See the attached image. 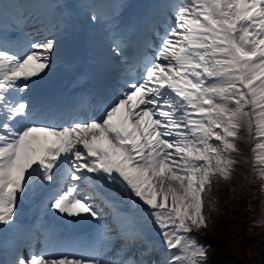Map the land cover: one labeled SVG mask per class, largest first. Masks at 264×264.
I'll return each mask as SVG.
<instances>
[{
	"label": "snow or ice",
	"instance_id": "obj_1",
	"mask_svg": "<svg viewBox=\"0 0 264 264\" xmlns=\"http://www.w3.org/2000/svg\"><path fill=\"white\" fill-rule=\"evenodd\" d=\"M10 7L0 3V14ZM169 11L152 55L125 70L98 115L38 107L31 96L55 67V38H26L21 50L0 33V226L14 229L19 201L37 186L62 220L98 222L93 201L107 202V186L159 235L158 245L127 219L115 259L105 258L114 231L105 226L93 255L46 243L28 255L16 247L7 264H208L192 234L212 226L213 187L250 162L264 192V0H175ZM112 51L123 55L119 44ZM245 134L250 160L240 155Z\"/></svg>",
	"mask_w": 264,
	"mask_h": 264
},
{
	"label": "trees",
	"instance_id": "obj_2",
	"mask_svg": "<svg viewBox=\"0 0 264 264\" xmlns=\"http://www.w3.org/2000/svg\"><path fill=\"white\" fill-rule=\"evenodd\" d=\"M209 203L212 205V226L201 230L218 239H214L217 243H208L212 254L208 264H243L245 261L264 264V224H255L258 216L264 214L260 181L256 179L248 185L244 198L234 199L230 197L227 182L221 181L213 187ZM230 205L237 208L236 213L226 211ZM250 225H254L253 230ZM217 246L222 251L219 256L214 254Z\"/></svg>",
	"mask_w": 264,
	"mask_h": 264
},
{
	"label": "rangeland",
	"instance_id": "obj_3",
	"mask_svg": "<svg viewBox=\"0 0 264 264\" xmlns=\"http://www.w3.org/2000/svg\"><path fill=\"white\" fill-rule=\"evenodd\" d=\"M42 1H49L50 3H52V2H55V1H59V0H42ZM70 1L71 0H62L61 2H58L53 7H51L50 10H52L54 12L55 11V7L56 8L57 7L58 8H62V10L59 12V16H60V18L62 20L66 21L68 19V14H67V10L63 8V5L69 4ZM79 1H81L83 3L82 7L84 9L85 8H91V6H92V8H94L95 13L98 15L97 10H95V2H96V0H79ZM111 5H112V3H111ZM85 11L87 12V10H85ZM87 13H89V12H87ZM3 25L5 26L6 22H4ZM1 30L5 31V32H9L6 28H3V27H2ZM60 35H64L62 31L60 32ZM66 38H67V36L61 37V40L66 39ZM26 42L27 41H25V43ZM25 43H24V45H25ZM24 45H22L21 48H24ZM246 139H247L246 136H244V139L240 142V147L243 146L241 149L244 150V151H241L243 153V155H242V153H240V154L243 157L249 158L247 156V152L250 151L251 145L250 144H247L246 146L244 145V141ZM244 148H246V149H244ZM244 153H245L246 156H244ZM251 175H253V174L251 172L250 162L248 164H241V165H237L236 166V169H235V171L233 173V176L230 179V186H229V188L231 190L230 197L232 199L240 197V196L244 197L246 195L245 192H246V190L248 188V184L250 183V181L252 179ZM112 195L113 196L114 195L115 196L120 195V199H118V202H122L124 200L123 204H125L127 208H131V203L129 202L128 197L126 198V195L122 194L119 190L114 191L113 194L111 193V196ZM25 197H28V195L24 196L21 200H24ZM20 201L18 203L17 212H16V217H17L16 224H19L20 226H22L23 224L26 223L28 225V222L24 220V215H25L26 212H28V210H27L28 208L27 207L30 206V203L27 202V203H25L26 206H24V205H21ZM137 208L138 207L135 205L134 209H137ZM226 211L230 212V213H236L237 208L234 205H230V206H228V209L226 207ZM144 217H145V219L147 221H149L147 216H144ZM56 219L57 220L59 219V221L56 222ZM52 220H54V222L56 224H63L65 222L58 215H54V214L51 217V221ZM106 224L108 225L107 221H106ZM255 224H260V225L264 224V216H262V214L258 216V218L256 219V223ZM81 226H82V222H81L80 227L77 228V230H79L81 228ZM253 226L254 225H250L251 230H253ZM1 229H2V226H0V231H1ZM149 230L151 231L152 234H154L156 232V229H155L154 226L150 227ZM60 231H63V233L64 234L66 233L68 235V237H69V233H68L67 227L64 226L63 229L59 230L58 237H57L58 239L61 237L60 236ZM192 235H194V233ZM109 237L112 240V243H110L109 245L111 246V248H114L116 246V244L119 242V238H117L116 236H109ZM157 237H159V235L156 234L155 238H157ZM213 237L215 239H218L217 237H215V235ZM69 239H70V237H69ZM158 241H159V239H158ZM62 242L66 243V241H62ZM214 251H215V253H214L215 255L216 254L218 255V254L222 253V251L220 249H218V246H217L216 250H214ZM114 252H115V249H113V251L111 252V256H109L110 258L108 257L109 259H115ZM108 255H109V249H107L105 251V256L107 257ZM121 255H123V252H121ZM217 262H218V260H217ZM243 264H248V263H247V261H245V262H243Z\"/></svg>",
	"mask_w": 264,
	"mask_h": 264
},
{
	"label": "bare ground",
	"instance_id": "obj_4",
	"mask_svg": "<svg viewBox=\"0 0 264 264\" xmlns=\"http://www.w3.org/2000/svg\"><path fill=\"white\" fill-rule=\"evenodd\" d=\"M77 8H80V6L78 5ZM126 9H128L127 6H126ZM80 12H82L81 8H80ZM166 18H167V16H166ZM94 34H95V33H94ZM10 35H13V33H11ZM67 43L71 44L70 41H67ZM94 44H95V41H93L92 44H90V43H86L85 46H86L87 49H84L85 46H84V47H79V48H78V53L76 54L75 58L78 59L83 51H84L85 56L90 57V53H91V52H96V50H93V49H92V45H94ZM65 62H66L69 66H72V65H75V64H76V62H72V61H70V60H69V57L67 56L66 59L62 60V63H61V69H64V68H65ZM88 62H90V61L88 60ZM114 71H115V68H114L113 64H110L107 73H109V72H114ZM56 74H57V72H56ZM62 76H63V77H62ZM55 78H57L58 81H57L55 84L52 83V84H49V85H48L50 88H53V87L55 88V93H57V92L62 88V85H64V86L71 85V84H73V83H76L77 80L79 79L78 76L75 75V74H72V73H64V72H62V71L59 72L58 76L55 75ZM67 93H69V91H68ZM244 136H246V134H245ZM246 138H247V137H246ZM244 145L246 146L247 143L244 142ZM242 147H243V146H242ZM242 147H241V148H242ZM244 149H246V148H244ZM242 151H244V150H242ZM241 153H242V152H241ZM240 155H241V154H240ZM242 155H243V153H242ZM244 156H246L245 153H244ZM47 188H48V187H44L43 189H47ZM49 191H50L49 188H48L47 190L44 191V193L46 194V196H47V194H48ZM90 191H91V190H90ZM46 196H45V197H46ZM93 203H95L96 206H97V208L99 209V207H98L99 202H97L96 200H94ZM100 206H101V205H100ZM52 213H53V212H52ZM46 215H48V217H51V216H49V213H46ZM121 216H122V215H121ZM122 217H123V216H122ZM134 221H136V223H137L138 226H142V223H144V221L142 220V218H140V219H134ZM48 223L51 224V228H53V229H55V228H59L57 225L52 224L50 220L48 221ZM79 223H80V222H76V223L69 222V224H72V227L78 226ZM27 230H29V228H27L25 225H24L22 228H20V230H19L20 233L18 232V233L16 234V236H15V240H17V241H22L23 239H25L26 237L24 236V233H25ZM14 233H15V231H13V232L11 233V236H9V238L12 239V238H13V235H15ZM2 234H4V232H2L1 235H2ZM81 239H83V238H81ZM154 241H155V240H154ZM14 242H16V241H14ZM155 242L157 243L158 241H155ZM10 243H11V241H10ZM10 243H7V244H6V243H0V250H2V249H8V247L11 246ZM67 244H69V242H68ZM82 244H83V246H80V245H78V244H73V245H71V247H70L69 249H70L71 251H73V254H75V255L83 254V255H85V256H88V255H86V253H84V249H85V247H87V246H86V242H85V240L83 241ZM157 244H158V243H157ZM69 245H70V244H69ZM158 245H159V244H158ZM173 251H175V250H173ZM0 263H1V264H4V262L2 261V255H1V254H0Z\"/></svg>",
	"mask_w": 264,
	"mask_h": 264
}]
</instances>
